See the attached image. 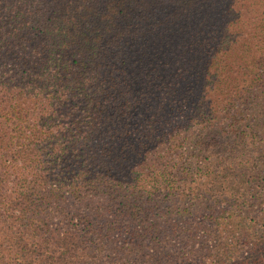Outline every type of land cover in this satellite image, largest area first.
<instances>
[{
  "label": "trees",
  "instance_id": "obj_1",
  "mask_svg": "<svg viewBox=\"0 0 264 264\" xmlns=\"http://www.w3.org/2000/svg\"><path fill=\"white\" fill-rule=\"evenodd\" d=\"M263 263L264 0H0V264Z\"/></svg>",
  "mask_w": 264,
  "mask_h": 264
},
{
  "label": "rangeland",
  "instance_id": "obj_2",
  "mask_svg": "<svg viewBox=\"0 0 264 264\" xmlns=\"http://www.w3.org/2000/svg\"><path fill=\"white\" fill-rule=\"evenodd\" d=\"M256 228H257V231L252 230L251 228L248 227V231L256 234V237H257V236H260L262 234L263 227H256ZM260 228H262V229H260ZM250 250H251V248H250L249 243L247 245H244L238 253L232 254V256L234 257L233 260H242V259L246 258L249 255Z\"/></svg>",
  "mask_w": 264,
  "mask_h": 264
}]
</instances>
